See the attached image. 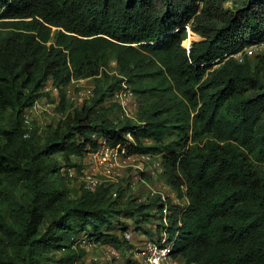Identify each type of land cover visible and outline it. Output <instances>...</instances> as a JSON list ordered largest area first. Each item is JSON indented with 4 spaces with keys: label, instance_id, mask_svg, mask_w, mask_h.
<instances>
[{
    "label": "trees",
    "instance_id": "1",
    "mask_svg": "<svg viewBox=\"0 0 264 264\" xmlns=\"http://www.w3.org/2000/svg\"><path fill=\"white\" fill-rule=\"evenodd\" d=\"M261 43L264 0H0V264H89L81 234L117 251L134 247L130 224L159 234L158 194L68 188L75 158L126 132L178 197L167 238L180 264H264V49L244 51ZM81 78L92 93L74 107L66 87ZM122 80L134 118L119 116ZM47 81L62 116L24 136Z\"/></svg>",
    "mask_w": 264,
    "mask_h": 264
},
{
    "label": "built area",
    "instance_id": "2",
    "mask_svg": "<svg viewBox=\"0 0 264 264\" xmlns=\"http://www.w3.org/2000/svg\"><path fill=\"white\" fill-rule=\"evenodd\" d=\"M260 45H264V43H261ZM260 45H251L250 49H259ZM250 49L248 52H250ZM234 55L241 57L242 52L239 51ZM86 79L87 78H81L77 80L84 81ZM72 81L75 80L72 79ZM47 84H49V81H47ZM92 87L93 85H91V89L87 90L89 93L87 96L83 98L80 97L81 103L83 99L91 95ZM44 90L48 91L49 94L54 91V95L56 96L58 103L59 98L56 87H52L50 84L44 86ZM41 99L42 98L36 99L22 113V120L25 127L24 136H28L30 130L33 127L32 114L34 112L45 111L53 114L56 112L58 115L57 119L62 116V113L56 111L55 109L57 104L53 105L50 102H42ZM115 101L120 109V117L134 118L138 104L133 100V93L127 86L125 80H122L121 87L115 94ZM125 135L127 140L120 144L109 146L105 144L103 140H101L99 147L95 151L87 153L88 162L86 170L83 169V172L78 177L80 185H82L85 189H95L100 183L106 182V180H114L115 176L113 175H115L117 171L128 165H131L130 162H134L140 156L149 157L148 154H128L126 145L127 143L133 142V138L129 132H126ZM68 175L70 177H76L73 175V172H71L70 169H68ZM151 194H158L161 202L163 203L161 216L162 227L159 234L155 235L151 239L147 238L143 240L139 245H134L132 253L127 257H123L119 251L115 250L109 245H100L102 249H105L104 251H106V253L102 252L104 253L103 255L96 254L93 256L96 264H180L179 260L173 255L172 241L167 238V215L169 214V209L167 208V199H170L171 197L166 192L158 189H151ZM171 201L177 202L178 199L177 201ZM125 236L127 239L129 238L128 234H125Z\"/></svg>",
    "mask_w": 264,
    "mask_h": 264
},
{
    "label": "rangeland",
    "instance_id": "3",
    "mask_svg": "<svg viewBox=\"0 0 264 264\" xmlns=\"http://www.w3.org/2000/svg\"><path fill=\"white\" fill-rule=\"evenodd\" d=\"M226 5H228V3ZM189 30L191 31L190 26L186 24L187 36L189 34ZM192 41L194 40L190 41L188 39L186 43L187 46L186 48H189L190 43ZM249 49L250 47L246 48L244 51H246L249 55H253L255 52H258L260 49H264V45H260L259 49H255V50L250 49V52H248ZM111 64L113 66L115 65L114 62H112ZM92 84H93L92 80L87 78L84 81H79V80L72 81L70 85L66 87V96L68 100L71 102L72 106L76 107L81 104L80 97L83 98L89 94L87 90L91 89ZM46 85H50V82L49 84H47L46 82L45 86ZM54 94L55 92L52 91V93L49 94V96L43 97L41 101L50 102L53 105L57 104V98ZM133 100L137 102L136 97L134 95H133ZM116 112L118 113V111ZM57 116L58 115L56 112L55 114H53L45 111H37L32 114V122L33 125L42 128L48 123L55 121L57 119ZM87 153L79 160L75 158V160L78 161V165H79L78 169L80 172H78L77 168H70V171L73 172V175L76 176V177H72L67 182L68 188L73 194H76L75 191L80 186L78 177L83 172L82 171L83 169L86 170L87 162H88ZM148 156L149 157L140 156L134 162L132 161L133 163L130 162L131 165L122 168L121 170L117 171L115 175H113L115 176L114 180L111 181L106 180L105 183H107L108 181V183L112 182L114 186H120L123 188L127 187L126 189L127 193L133 194L134 196L138 197L139 200H143L147 196L151 195V189H158L169 194L171 200L177 201L178 197L176 193L174 194V191H172L169 186H167L164 182L161 181V179H159V171H160L159 157L150 156V155ZM141 172L143 173V175L141 174ZM147 177H149V179ZM122 221L118 220L113 222L114 223L112 227L113 230L119 233L121 227L124 226V223L129 222L127 218H126V222L124 221L123 224L121 223ZM125 234L129 235L128 240H130L133 245H139L143 240L146 239L145 236L140 234L138 230L134 231L133 224L129 225V229L128 231L125 232ZM86 239L87 238H85V236L81 234V236L78 237L76 242L79 243L81 247L85 249L86 253L83 257L84 261L89 264H96L95 260L93 259V256H95L96 254L103 255L104 253L102 252L106 253V251H104L105 249L100 248V245L94 244L92 241H88V239L87 240ZM133 249L134 247H130V248L126 247L119 252L123 257H127L132 253Z\"/></svg>",
    "mask_w": 264,
    "mask_h": 264
},
{
    "label": "crops",
    "instance_id": "4",
    "mask_svg": "<svg viewBox=\"0 0 264 264\" xmlns=\"http://www.w3.org/2000/svg\"><path fill=\"white\" fill-rule=\"evenodd\" d=\"M50 82V81H49ZM88 158V157H87ZM100 248H102V247H100Z\"/></svg>",
    "mask_w": 264,
    "mask_h": 264
}]
</instances>
